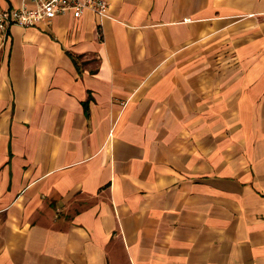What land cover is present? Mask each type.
<instances>
[{"label": "crops", "instance_id": "crops-1", "mask_svg": "<svg viewBox=\"0 0 264 264\" xmlns=\"http://www.w3.org/2000/svg\"><path fill=\"white\" fill-rule=\"evenodd\" d=\"M105 1L0 36V264H264V0Z\"/></svg>", "mask_w": 264, "mask_h": 264}, {"label": "built area", "instance_id": "built-area-1", "mask_svg": "<svg viewBox=\"0 0 264 264\" xmlns=\"http://www.w3.org/2000/svg\"><path fill=\"white\" fill-rule=\"evenodd\" d=\"M84 13L98 19L107 18V3L105 0H27V4L19 7L0 10V36H4L10 26L33 28L49 24L60 16L79 19Z\"/></svg>", "mask_w": 264, "mask_h": 264}]
</instances>
